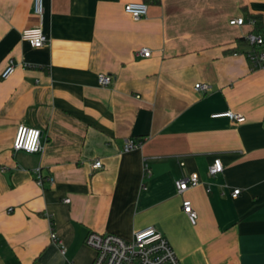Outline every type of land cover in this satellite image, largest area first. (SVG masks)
<instances>
[{"label":"crops","instance_id":"0c3cea01","mask_svg":"<svg viewBox=\"0 0 264 264\" xmlns=\"http://www.w3.org/2000/svg\"><path fill=\"white\" fill-rule=\"evenodd\" d=\"M133 1L42 0L33 48L19 35L39 23L32 0H0V72L14 65L0 78V264H90L88 232L145 226L180 264H264V68L235 41L255 34L250 15L264 22V0H159L137 20ZM227 111L243 121L212 116ZM18 126L39 131V152L11 149Z\"/></svg>","mask_w":264,"mask_h":264},{"label":"built area","instance_id":"2783aa9c","mask_svg":"<svg viewBox=\"0 0 264 264\" xmlns=\"http://www.w3.org/2000/svg\"><path fill=\"white\" fill-rule=\"evenodd\" d=\"M147 5L141 1L127 2L123 5V11L131 17L132 20H137L146 14ZM32 13L38 18L37 25L23 28L20 31V39L27 42L31 47H41L46 42V37L42 33L40 22L42 19L43 6L42 0H32ZM252 23V20H248ZM229 24H243V18H234L228 21ZM245 39L249 44L264 45L263 38L259 34L248 33ZM136 56L148 57L150 51L146 47L139 48L134 52ZM247 58L252 68H264V51H260L254 55L249 53ZM14 65L8 62L0 72V78L5 79L12 74ZM112 77L108 74H98L97 80L100 85H108ZM194 89L204 92L207 89L206 84L195 83ZM215 116H226L236 123L243 121V116L235 112H224L221 114H213ZM138 146L137 142L129 140L124 146V150H130ZM13 151H24L27 153H37L41 150L39 142V131L25 126H18L14 139L11 144ZM91 167L97 169L101 167L99 160L92 162ZM222 165L218 158L212 160L211 164L207 167V174L214 176L220 173ZM34 180L38 186H41V177L38 170L33 171ZM197 183L195 173L190 174L188 177L175 180L174 185L178 193L183 192L189 187ZM239 190L233 189L231 196L235 197ZM63 202H68L67 198ZM181 210L185 214L190 224L196 222V212L191 206L189 200L184 199L181 201ZM49 239L55 242L58 246L59 252L62 254L64 248L57 240L55 234L50 231ZM84 244L94 250V256L90 264H180L171 246L168 244L166 238L156 230L153 226H145L132 233L129 239H123L111 233H98L90 231L84 238Z\"/></svg>","mask_w":264,"mask_h":264},{"label":"trees","instance_id":"16d2710c","mask_svg":"<svg viewBox=\"0 0 264 264\" xmlns=\"http://www.w3.org/2000/svg\"><path fill=\"white\" fill-rule=\"evenodd\" d=\"M140 1L145 3L147 6L159 4V0H140ZM249 17L253 21L252 30L255 32V34H259L263 38V41H264V22L257 15H250ZM235 41L237 44L245 45L248 48V50L244 52L246 56L249 53L256 55L260 51H264V45L260 46V45L249 44L244 37L236 38Z\"/></svg>","mask_w":264,"mask_h":264}]
</instances>
